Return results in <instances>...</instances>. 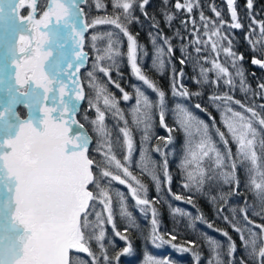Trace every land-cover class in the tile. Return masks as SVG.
Returning a JSON list of instances; mask_svg holds the SVG:
<instances>
[{
    "label": "snow or ice",
    "instance_id": "1",
    "mask_svg": "<svg viewBox=\"0 0 264 264\" xmlns=\"http://www.w3.org/2000/svg\"><path fill=\"white\" fill-rule=\"evenodd\" d=\"M87 2L0 0V264L119 262L121 256L131 253L130 233L139 227L130 211L129 197L150 219L147 238L154 245L177 241V235L161 232L157 205L166 203L160 194L167 192L174 200L196 207L193 195L184 196L171 189L173 177L165 149L178 129L185 135L180 162L182 188L189 193H204L206 185L211 192L228 186V191H220L219 195L209 193L210 202L217 205V215L227 227L214 226L199 208L193 215L169 204L171 215L174 219L183 217L189 229L195 230L199 222L224 238L217 240L200 233L208 245L207 264H264V104L257 111L230 94L237 87L246 96L251 92L242 66L245 57L234 50L229 34V30L245 27L237 0H224L230 20L211 5L215 19L201 11L199 25L192 16L200 7L199 0H175V9L187 12L191 21L192 39L180 46L179 56L156 17H149L146 6L150 0H110L112 12L90 20L82 7ZM94 2L98 10L106 8L104 0ZM162 3L167 5L169 0ZM253 4L254 0H246L250 25L245 39L254 53L251 63L264 68V20L258 21L252 15ZM22 9L27 10L26 14H21ZM137 9L156 30L155 35L149 33L151 52L130 29L139 22L134 15ZM163 16L171 27L175 15L164 11ZM181 23L188 31L189 20ZM100 25L111 26L112 30L91 35L95 56L85 85L81 69L89 58L84 50L86 33ZM176 37L186 39L179 30ZM125 40L126 50H122ZM145 58L151 60L147 70L142 63ZM122 59H126L134 79L144 86H134V95L113 78V70L122 75ZM189 60L199 68L194 78L197 85L218 89L222 84L229 91L214 90L208 96L219 112V122L201 103H195L194 109L205 113L211 124L189 107L176 104L177 127H170L166 123L168 92L154 77L170 74L172 97H200L201 91H190L182 82ZM211 75L215 78L210 79ZM258 87V95L264 97V84ZM121 101H134L130 111L126 113ZM83 102L95 114L94 118L87 113L83 116L94 136L77 119ZM21 106L26 110L24 116L18 111ZM109 115L118 121L115 132L106 123ZM157 115L159 127L168 135L156 136L163 147L157 143L150 148ZM135 130L142 133L138 159ZM94 138L96 156L91 147ZM153 153L161 159H154ZM241 168L246 171L245 181L255 202L249 205L245 201L243 207L233 208L231 215H226L224 206L229 197L240 194ZM114 185L123 186L127 193ZM151 188L156 193L153 197L149 195ZM250 212L261 222L252 219ZM117 214L124 225L122 230L117 227ZM107 226L125 244L115 256H109L105 243ZM228 228L239 238L246 259L241 257L237 262V242ZM172 247L191 251L194 264H201L196 240ZM143 264L168 261L145 255Z\"/></svg>",
    "mask_w": 264,
    "mask_h": 264
},
{
    "label": "trees",
    "instance_id": "2",
    "mask_svg": "<svg viewBox=\"0 0 264 264\" xmlns=\"http://www.w3.org/2000/svg\"><path fill=\"white\" fill-rule=\"evenodd\" d=\"M206 2L207 3H213L215 6H217L222 11V15H223L224 19L230 20V16L227 12V8L221 0H206V1L205 0H199L200 7L196 8V10L193 11V13H192V16L195 18V20L199 21V14L201 11L204 12L205 16L209 17L210 12L206 10ZM237 2H238L237 10H238V12L242 18V22H243L245 27L242 30H229V34H230V36L234 42L233 43L234 50L237 53L243 54L245 57L244 61L242 62V66H243V69L245 72V79H246L247 83L251 86V92L246 96L237 87L236 89L232 90V92L230 94L234 95L236 99H240V100L244 101L246 104H250L251 106H255L257 108V111H260L258 106L261 104H264V97H261L260 95H258V93L260 92L258 85L264 84V68L255 67L251 63V59H252L254 53L251 51V46L248 44L247 40L245 39V36L247 34H249L250 17L248 15V9L246 8L244 1L243 0H237ZM104 3L106 6H108L105 8L107 10V12H109V9L112 10L110 0L108 2H105V0H104ZM174 4H175V0H170L169 4L167 5V9H165V11L168 10L167 12L175 15V19L172 22L171 27L168 26V28L165 27L164 16H163V12H164L163 7L166 5H163L162 0H150L149 5L146 6V11L148 12L149 17H152V16L156 17L157 22L161 25V29H162L163 34H166L167 32L171 31L172 34L168 35V36L172 38V44H174L173 36H176V31L179 30V32H180V28H177V30H174L172 28L175 25L176 26L179 25L181 28L184 27L183 25L179 24V22H178L180 15H181V11L178 12L175 9ZM104 12H105V10H104ZM251 13L255 17L256 20H258V21L264 20V0H254L253 9L251 10ZM134 15L139 18V22L133 23L130 26V29L134 34L138 33L137 38H138L139 42L141 44L145 45L147 47V49L151 52V51H153V49L150 46V41H149L150 35H149V33H152L153 35H155L156 30L152 29L150 27L151 20L146 19L141 14L139 9H137L134 12ZM184 18H186V20H188L189 15L186 14L184 16ZM212 19H215V18H212ZM189 26H188V31L180 32L182 35H184L186 37V39L178 42V46L176 49V50H178V52H179V48L182 44H187L189 42V40L192 39V37L190 35L191 29L189 30ZM252 27H255V25H252ZM252 38L255 39L256 35L253 34ZM188 51L192 52L193 57L196 56V53L191 48H189ZM179 55H180V53H177V56H179ZM223 59L224 58H222V56H221V61H223ZM90 60H91V57H90L88 62H90ZM150 61H151L150 58H145L142 61L143 66L146 70L149 69V67H150V64H151ZM174 62L176 64L177 68L181 67L178 63V60H175ZM189 62H192V61L189 60ZM124 63H125L124 59H122L119 63V72L122 73V75H117L116 70H113L112 75H113V78L116 79L126 91L133 94V87H134L135 81L133 80V77L131 75L129 68L127 66H125ZM205 66L210 67V65H205ZM184 71H185V75H184V79L182 81L183 84L186 87H188V89L195 88L196 91L197 90L201 91L203 93V95L199 97L200 100H198V102L201 103L203 106H205L208 109V111H211L208 96L211 95L213 93V91L201 90L200 85H197L194 82V78L198 77V75H199V68L194 67V65L187 64V66L184 68ZM149 74L152 75L153 73L149 72ZM169 77H170V74L165 75L163 77L155 75L154 78L157 80V82L162 87H164V86H166L167 83H169ZM210 79H212V78H210ZM222 89L225 90V92L229 91L228 88H226L222 84L216 91H218L219 93H224L221 91ZM165 90L169 94V90H167V89H165ZM113 92H115L117 96L120 95L117 90L113 91ZM252 93H257V95H253ZM84 104H85V102H84ZM189 104H190V106L189 105L188 106L191 107V109H192V107L194 108V106L191 104V102H189ZM83 105L80 109V113L78 114V120H80L81 123H84L85 126L87 128H89L87 125V122L82 117L87 113L89 115V117L92 118L93 113H92V111H89L88 106L83 107ZM126 108L127 107L125 106L124 109L126 110ZM194 110L196 111V109H194ZM213 112H214V114H216V111H213ZM81 118L84 120V122ZM204 120L207 123L209 122V119L207 116H204ZM154 121L155 122H153V127H152L153 136H152V140H151L150 144L148 145V147H150V148L154 147L153 144H155V143L156 144L162 143V141L156 140V136L161 135L160 134V128L158 127V124H156L157 116L154 118ZM106 123L108 124V126L111 129H113L114 132L116 131V125L118 123L117 120H115L114 118H112L109 115L107 120H106ZM175 132L177 134V131H175ZM89 133H90V135H93V133L90 131V129H89ZM134 136H135L137 148H138L140 138H139L138 132L136 130L134 131ZM91 147L93 150L95 149V138H94L93 145ZM93 150H92V155L96 156V154L93 153ZM153 157H154V159L160 160V157L156 153H153ZM175 160H176V156H174L173 159H171L169 161V166L171 169V175L173 177L171 189H172V191H174V193L182 194V192L180 190H178V187H176L178 184H180L179 172L177 171V169H175V171H173L174 169H172L173 167H175V164H174ZM172 171H173V173H172ZM241 171L244 172V174H242ZM238 174L241 177V181H242L241 186L244 187V188H240V190H239V192H240L239 196L241 197V200L237 201L235 198L236 195L235 194L231 195L227 201V204L224 206V214H226V215H231V210L233 208L239 209L240 207H243L245 201H247L249 205H252L255 202V197H254L253 193L251 191H249L247 183L245 181V178H246L245 171H243L242 169H238ZM244 181H245L246 185H244V183H243ZM114 187L118 188L119 190H123L122 187H120V186L114 185ZM154 191H155L154 188L150 189V192H149L150 197H153L156 195V193H154ZM220 191L227 192L228 186H225L223 188H218L215 192H211V190H209L207 188L206 196L209 197L210 192L212 195H217L218 193H220ZM160 195L164 200H166L168 197L166 192H163ZM203 201H204V203H203ZM128 202L131 203L130 200ZM194 202L196 203V207H190L188 210L189 213L196 215L197 214V208H199V210L201 212H203L205 218L208 219L209 221H211L214 224V226L220 227V228H226L227 227L225 225L224 221L222 219H220L217 215V211H216L217 205L211 203L210 199L205 200L203 198L201 200V198L200 199L196 198V199H194ZM157 207L159 208V211H160L161 224L164 226L165 224H167L168 219L170 218V216L167 215V213H169L168 209H167V207H168L167 203H164L162 205H157ZM130 210L134 211L132 207H130ZM249 214H250L252 219L256 220L257 223L261 222L259 217L252 215L251 212ZM134 217L138 221L137 224L139 227L136 229H133L130 233V239H131V243H132V252L134 255L132 257L133 260H134L135 256H138L140 254V252L144 249L143 246H145L147 243V233H148L147 223L143 222V220H141V219L139 220L135 215H134ZM203 225L204 224L197 222L196 223V229L195 230L191 229V233L193 234L194 238H192V237L186 238L185 236H183V237H185L187 240H196L197 241V244L199 245L197 251H199L201 253V264H207V261L210 258V254H209V250H208V245L206 243H204V241L200 238V233H203V231H201L200 228L207 230L206 233L209 236H211L217 240H224V238L222 236H220L218 232H215L211 229H208L205 225L204 226ZM117 227L120 228L121 230L123 229V226H119L118 224H117ZM227 230L230 232L233 239H235L237 242V252H236L237 262L239 261V259L241 257L246 259L247 255L244 252V249L241 246L239 238L237 237L236 233L232 232L230 228H228ZM167 232H168V230H167ZM113 235H114V233L111 232L110 230L106 232V241H107V245L109 247V249H108L109 256H115V254L118 250V249L116 250L117 244L112 241ZM113 245H115V247H113ZM169 259H168V261L169 262L171 261L173 264H194L193 259H191L188 255L184 258H180L177 255L170 254Z\"/></svg>",
    "mask_w": 264,
    "mask_h": 264
},
{
    "label": "rangeland",
    "instance_id": "3",
    "mask_svg": "<svg viewBox=\"0 0 264 264\" xmlns=\"http://www.w3.org/2000/svg\"><path fill=\"white\" fill-rule=\"evenodd\" d=\"M109 0H105V2H108ZM170 1V0H169ZM206 1V0H205ZM169 4V3H168ZM167 4V5H168ZM167 5L166 6H164L163 7V9H164V11H165V9H167ZM211 5H214L213 3H207L206 2V10L207 11H209L210 12V15H209V17H211V18H215V16H214V14L211 12V8H210V6ZM82 7L84 8V10H85V12H86V14H87V18L90 20L91 18H94V17H96V16H103V15H105L106 14V12H107V10L106 9H97L96 7H95V2H94V0H88V2L87 3H85V4H83L82 5ZM106 7H108V6H106ZM104 10H105V12H104ZM196 9H194V11H195ZM26 9H22L21 10V14L23 15V14H26ZM168 11V10H167ZM112 12V10L111 9H109V12H107V13H111ZM186 14H188L187 12H183V11H181V15H180V18H179V24H181V25H183L182 23H181V21L182 20H186V18H184V16L186 15ZM178 15V14H177ZM189 20V30L191 29V21H190V19H188ZM197 21V20H196ZM165 22V21H164ZM197 24H199V21H197ZM178 26V27H177ZM175 25L172 29H174V30H177V28H180V32H185V28L183 27V28H181L179 25ZM165 27L166 28H168V26L166 25V23H165ZM107 30H112L111 29V26H107V25H100V26H97V29H90L89 30V32L88 33H86V37H87V40H86V43H85V48H86V50L88 51V52H90V57H91V60H90V62H88V64L85 66V68H83L82 69V71H81V73H82V75H81V78H82V81H83V83L85 84V85H87V79H86V75H87V71H90L91 70V68H92V64H93V61H94V56H95V53L93 52V50L91 49V46H90V42H91V35L95 32V31H107ZM169 31V30H168ZM191 31V30H190ZM148 33V32H147ZM146 33V34H147ZM172 33H171V31H169V32H167L166 34H164V35H166V36H168V35H171ZM171 38V37H170ZM173 39H174V47L177 49V46H178V42L179 41H183V40H181V39H178L176 36H173ZM17 40H18V38H17ZM149 41H150V39H149ZM150 46L152 47V45H151V43H150ZM122 50H126V40L124 41V44L122 45ZM177 51V53H179L178 52V50H176ZM222 58H224L223 56H222ZM125 60V66H127V63H126V59H124ZM151 62V61H150ZM188 64H190V65H193V63L192 62H189ZM128 67V66H127ZM86 69V70H85ZM130 70V69H129ZM132 75V74H131ZM133 77V76H132ZM101 78L102 79H105V78H103L102 77V74H101ZM210 78H212V79H214L215 77H214V75H211L210 76ZM184 79V78H183ZM133 80L135 81L134 83V86H140L141 88H144V86L140 83V82H138V81H136L135 79H134V77H133ZM169 80H170V77H169ZM168 85H169V83H167L166 84V86H164V88L165 89H167V90H169V94H168V96H167V101H168V105H169V108H168V110L166 111V123L170 126V127H177L176 126V124H175V120H176V117H175V114H174V109H175V106H176V104H182V105H184L185 107H189L190 106V104H189V102H191V104L194 106L195 105V103H199L198 102V100H200V98L199 97H192L190 100H187V99H183V98H180V97H172V95H171V91H170V88L168 87ZM227 88V87H226ZM200 89L201 90H205V91H216L217 89H214L213 87H211V86H201L200 85ZM190 91H196V89L195 88H191V89H189ZM112 91H116V90H114V89H112ZM222 92H225V90H221ZM119 95V94H118ZM133 95H134V87H133ZM134 103V101H131V102H128L127 104H125L123 101H121V107L122 108H124L125 106L127 107L126 108V113L128 112V111H130V108H131V105ZM210 103V102H209ZM189 105V106H188ZM87 107L88 105H87V102H85V104H84V106L83 107ZM190 108V110H192V111H194V113L198 116V117H200L198 114H197V111H199V110H197V111H195L194 110V108L192 107V109H191V107H189ZM210 108H211V111H209V112H211V114L213 115V116H215L216 117V120H217V122H219V119H220V117H219V112L215 109V107H213L212 106V104L210 103ZM18 111H20L21 112V115L22 116H24L25 114H26V110L25 109H23L22 108V106L21 107H19V110ZM213 111H216V114H214V112ZM200 112V111H199ZM92 113H93V116H92V118H94V111H92ZM200 114H201V117H204V116H207L205 113H203V112H200ZM200 117V118H201ZM208 117V116H207ZM83 118V117H82ZM81 118V119H82ZM155 118V117H154ZM202 119V118H201ZM83 120V119H82ZM83 122H84V120H83ZM87 122V121H86ZM153 122H155L154 121V119H153ZM209 124H211V121L209 120V122H208ZM156 124H158V115H157V122H156ZM87 125H88V122H87ZM88 127H89V129H90V126L88 125ZM158 127H159V125H158ZM160 128V127H159ZM90 131H91V129H90ZM137 132H138V135H139V138H140V142H139V144H138V151H137V154H136V158L138 159V157H139V147H140V144H141V138H142V133H141V131H139V130H136ZM160 136H167L168 135V133L163 129V128H160ZM93 135H94V133H93ZM172 136H173V142L172 143H170V144H168L167 145V148L165 149L166 150V152H167V159L170 161L171 159H173V157L174 156H176V160H175V167H173L172 169H174L173 171H175V169H177V171L179 172V175H180V184H178L176 187H178V190H180L181 192H182V194L181 195H184V196H187V195H193V197H194V199H200L201 198V200L204 198L205 200H209V197H207L206 196V194H207V185L205 186V192L204 193H195V192H192V193H189V192H187V191H185L183 188H182V184H183V182H184V179H183V174H182V172L180 171V162H181V160H182V158H183V152H184V144H185V135H184V133H183V131H181V130H177V134H176V132H173L172 133ZM217 139V141H218V138H216ZM156 145V143L155 144H153V146H155ZM161 146L163 147V141H162V143H161ZM221 147H222V145H221ZM232 149H233V152H235V145H232ZM93 153H95L96 154V152L93 150ZM158 155V154H157ZM159 156V155H158ZM160 157V156H159ZM161 159V158H160ZM170 167V166H169ZM243 171H245L243 168H241ZM173 171H172V173H173ZM170 172H171V169H170ZM242 172V171H241ZM246 172V171H245ZM242 174H244V172H242ZM246 176V175H245ZM244 176V177H245ZM244 180V179H243ZM244 183V185H246V183H245V181L243 182ZM115 186H120V187H122V189L123 190H120V191H123V192H125V193H127V189L126 188H124L123 186H121V185H115ZM226 186V185H225ZM225 186H223V187H225ZM222 187V188H223ZM240 188H244L243 186H241ZM240 190V189H239ZM172 192H174V191H172ZM154 193H155V191H154ZM167 193V192H166ZM217 195H219V193L217 194ZM167 199L165 200L166 201V203H167V209H168V212L169 213H167V215H169L170 216V218L168 219V222H167V224H165L164 226L160 223V228H161V232H163V233H173V234H175V235H177V241H172L171 243H169V244H162V245H160V246H156V245H154L148 238H147V243H146V245L145 246H143V250L140 252V254L138 255V256H135V258H134V260L132 259V257L134 256L133 255V252L131 251V253L130 254H128V255H124V256H121L120 257V260H119V262H117V261H115V260H113L112 261V264H143V260H144V257H145V255H151V256H153L154 258H156V259H158V260H166V261H168V259H169V255L170 254H174V255H177L178 257H180V258H184V257H186L187 255L191 258V259H193V256H192V252L191 251H189V252H182V251H180L178 248H174V247H172V244H177V243H182L183 241H185V240H187L186 238H190V237H192V238H194L193 237V234L191 233V229H189V228H187V226H186V224H187V222H186V220L183 218V217H176L175 219L173 218V216L171 215V209L169 208V204L173 207V208H180V209H183L184 211H186V212H188V210H189V208L190 207H193L192 205H190V204H188V203H185V202H181V201H176V200H174L170 195H168L167 194ZM162 198V197H161ZM236 200L237 201H239V200H241V197L239 196V195H236ZM163 199V198H162ZM129 200L131 201V199H130V197H129ZM164 200V199H163ZM200 202V201H199ZM195 203V202H194ZM203 203H204V201H203ZM130 205H131V207L133 208V210L134 211H132L133 212V215H135L139 220L141 219V220H143V222H145V223H147V225H148V233H147V237H148V234H149V231H150V227H151V224H150V219L148 218V217H145L135 206H134V202H132L131 201V203H129ZM196 204V203H195ZM131 211V210H130ZM171 219V220H170ZM116 221L118 222L117 224L119 225V226H123L124 227V225H123V223L120 221V217H119V215L117 214V216H116ZM177 221H179V222H177ZM138 222V221H137ZM204 226V225H203ZM111 231L112 232V230H111V227L110 226H107L106 227V232L107 231ZM167 230H168V232H167ZM200 230L201 231H203V233H206L207 232V230H205V229H201L200 228ZM183 236H185V237H183ZM167 238V237H166ZM112 239V238H111ZM112 241L114 242V243H116L117 245H116V250H117V252H119L124 246H125V244H124V241H121V240H119V238H117L115 235H113V239H112ZM105 243H106V245H107V241H105ZM205 243V242H204ZM93 247L95 248V244H93ZM107 247H108V245H107ZM113 247H115V245H113ZM108 249H109V247H108ZM116 252V253H117ZM80 255H83V254H80ZM136 255V254H135ZM133 260V261H132ZM170 260V259H169ZM179 261V260H178ZM168 264H173L171 261L169 262L168 261Z\"/></svg>",
    "mask_w": 264,
    "mask_h": 264
},
{
    "label": "bare ground",
    "instance_id": "4",
    "mask_svg": "<svg viewBox=\"0 0 264 264\" xmlns=\"http://www.w3.org/2000/svg\"><path fill=\"white\" fill-rule=\"evenodd\" d=\"M221 1H223V0H221ZM244 1V3H245V5H246V0H243ZM224 2V1H223ZM256 66H258V65H256Z\"/></svg>",
    "mask_w": 264,
    "mask_h": 264
},
{
    "label": "water",
    "instance_id": "5",
    "mask_svg": "<svg viewBox=\"0 0 264 264\" xmlns=\"http://www.w3.org/2000/svg\"><path fill=\"white\" fill-rule=\"evenodd\" d=\"M224 1V0H223Z\"/></svg>",
    "mask_w": 264,
    "mask_h": 264
}]
</instances>
